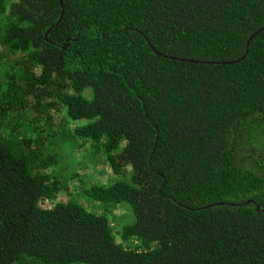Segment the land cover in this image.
I'll use <instances>...</instances> for the list:
<instances>
[{"label":"trees","instance_id":"1","mask_svg":"<svg viewBox=\"0 0 264 264\" xmlns=\"http://www.w3.org/2000/svg\"><path fill=\"white\" fill-rule=\"evenodd\" d=\"M0 264H264V0H0Z\"/></svg>","mask_w":264,"mask_h":264},{"label":"rangeland","instance_id":"2","mask_svg":"<svg viewBox=\"0 0 264 264\" xmlns=\"http://www.w3.org/2000/svg\"><path fill=\"white\" fill-rule=\"evenodd\" d=\"M75 151L71 152V155L75 153ZM73 156H75V154ZM86 165L90 167H87ZM105 167L106 165L101 164L99 160L96 161L95 164H92L89 161V163L87 164L83 162L82 164L79 163L75 165L77 175L80 174L86 184L103 185L107 187L110 186L115 177L108 173V169ZM127 212L128 208H126V206H123L119 209V212L114 215L117 217V219L115 217L113 221V230L115 235L117 234V228L121 227V219L123 218L122 216H125Z\"/></svg>","mask_w":264,"mask_h":264},{"label":"water","instance_id":"3","mask_svg":"<svg viewBox=\"0 0 264 264\" xmlns=\"http://www.w3.org/2000/svg\"><path fill=\"white\" fill-rule=\"evenodd\" d=\"M256 33H258V32H256ZM256 33H255V34H256ZM255 34H254V35H255ZM252 37H253V36H252ZM252 37H251V38H252ZM251 38H250V39H251Z\"/></svg>","mask_w":264,"mask_h":264}]
</instances>
